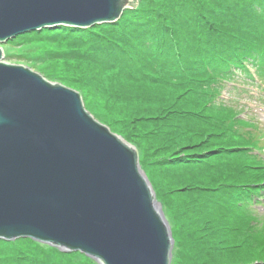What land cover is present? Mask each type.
Returning a JSON list of instances; mask_svg holds the SVG:
<instances>
[{"label":"trees","instance_id":"16d2710c","mask_svg":"<svg viewBox=\"0 0 264 264\" xmlns=\"http://www.w3.org/2000/svg\"><path fill=\"white\" fill-rule=\"evenodd\" d=\"M9 46L137 148L172 229L171 264H264V127L223 97L264 85V0H137L116 21ZM0 264L99 263L18 238L0 239Z\"/></svg>","mask_w":264,"mask_h":264},{"label":"water","instance_id":"95a60500","mask_svg":"<svg viewBox=\"0 0 264 264\" xmlns=\"http://www.w3.org/2000/svg\"><path fill=\"white\" fill-rule=\"evenodd\" d=\"M137 0H0V239L30 238L99 264H171L174 237L137 148L81 91L4 60L8 39L118 20Z\"/></svg>","mask_w":264,"mask_h":264},{"label":"rangeland","instance_id":"374dc122","mask_svg":"<svg viewBox=\"0 0 264 264\" xmlns=\"http://www.w3.org/2000/svg\"><path fill=\"white\" fill-rule=\"evenodd\" d=\"M16 47H8V52H18L19 48ZM4 60L9 61H20L18 57L10 56L4 58ZM24 62V61H20ZM247 92H240L239 95L235 93H227L225 91L223 93V97L225 100L230 102H237L238 104L244 105L246 107V111L248 114L254 116V118L264 127V85L261 88H257L256 86H252L250 84H245ZM236 100V101H235Z\"/></svg>","mask_w":264,"mask_h":264}]
</instances>
